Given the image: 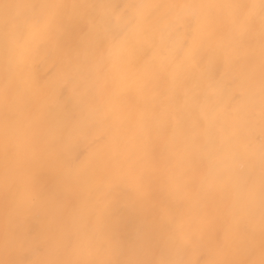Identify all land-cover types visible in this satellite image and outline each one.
Returning a JSON list of instances; mask_svg holds the SVG:
<instances>
[{"label": "snow or ice", "instance_id": "obj_1", "mask_svg": "<svg viewBox=\"0 0 264 264\" xmlns=\"http://www.w3.org/2000/svg\"><path fill=\"white\" fill-rule=\"evenodd\" d=\"M0 264H264V0H0Z\"/></svg>", "mask_w": 264, "mask_h": 264}]
</instances>
